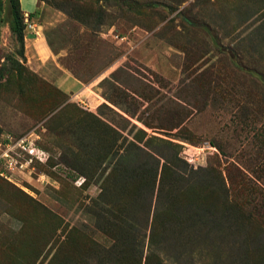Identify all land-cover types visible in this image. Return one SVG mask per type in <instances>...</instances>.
Listing matches in <instances>:
<instances>
[{
  "label": "rangeland",
  "instance_id": "1",
  "mask_svg": "<svg viewBox=\"0 0 264 264\" xmlns=\"http://www.w3.org/2000/svg\"><path fill=\"white\" fill-rule=\"evenodd\" d=\"M2 1L0 264H264V0Z\"/></svg>",
  "mask_w": 264,
  "mask_h": 264
},
{
  "label": "trees",
  "instance_id": "2",
  "mask_svg": "<svg viewBox=\"0 0 264 264\" xmlns=\"http://www.w3.org/2000/svg\"><path fill=\"white\" fill-rule=\"evenodd\" d=\"M8 5V13H9V20L8 29L13 35L18 43V45L22 48L24 45V24H23V17L20 10L19 0H7ZM4 11V4L3 1L0 0V25L3 22L2 13ZM3 75H0L2 78ZM128 114V111H124Z\"/></svg>",
  "mask_w": 264,
  "mask_h": 264
}]
</instances>
